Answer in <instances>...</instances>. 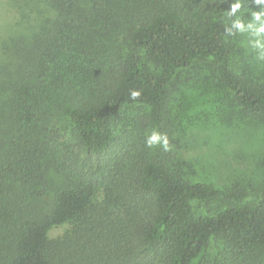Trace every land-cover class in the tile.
<instances>
[{
    "label": "trees",
    "instance_id": "trees-1",
    "mask_svg": "<svg viewBox=\"0 0 264 264\" xmlns=\"http://www.w3.org/2000/svg\"><path fill=\"white\" fill-rule=\"evenodd\" d=\"M39 1L46 14L30 2L28 37L2 46L11 77L0 264H260L264 178L252 194L192 182L144 141L152 128L169 139L171 94L205 65L245 115L264 119V61L247 33H228L262 6L243 0L232 14L236 0ZM211 201L220 205L197 210Z\"/></svg>",
    "mask_w": 264,
    "mask_h": 264
},
{
    "label": "rangeland",
    "instance_id": "rangeland-1",
    "mask_svg": "<svg viewBox=\"0 0 264 264\" xmlns=\"http://www.w3.org/2000/svg\"><path fill=\"white\" fill-rule=\"evenodd\" d=\"M33 1L45 16L44 6L39 0H0V132L6 127L8 116L5 114L8 88L6 96L2 88L11 77L5 73L8 59L2 52V46L7 40L14 43L28 37L34 25L29 13L30 2ZM16 66L24 68L26 63L22 65L17 61ZM20 68L13 72L12 79L22 72ZM200 69L202 76L181 78L179 86L171 94L166 112L171 130L170 149L167 151L178 162L181 173L192 182L218 187L239 183L240 188L252 194L257 181L264 178V119L245 115L231 93L215 80L211 67L205 65ZM138 110L139 107L134 108L132 116ZM153 130L148 129L147 135ZM50 177L55 178L53 174ZM219 205V201H211L198 203L196 207L198 211H206ZM67 226L63 223L52 227L48 236L62 234ZM217 246L215 242L208 246L206 260L214 256ZM258 256L260 264H264V248Z\"/></svg>",
    "mask_w": 264,
    "mask_h": 264
},
{
    "label": "clouds",
    "instance_id": "clouds-1",
    "mask_svg": "<svg viewBox=\"0 0 264 264\" xmlns=\"http://www.w3.org/2000/svg\"><path fill=\"white\" fill-rule=\"evenodd\" d=\"M256 5L262 6L260 11L252 12L253 20L245 24L239 18L232 23V28L228 29L230 35L236 33L249 35L247 41L251 50L256 53L257 59L264 61V0H254ZM243 0H236L231 5V13L234 14L241 9ZM233 29L235 32H233ZM141 95L138 90H131L130 99L135 101ZM145 146L148 149H155L162 146L166 151L170 149L169 139L166 134L153 130L145 137Z\"/></svg>",
    "mask_w": 264,
    "mask_h": 264
}]
</instances>
